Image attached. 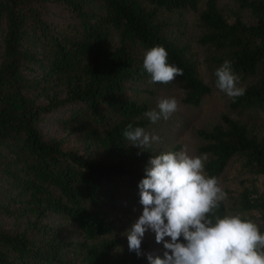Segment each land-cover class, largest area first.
<instances>
[{
	"label": "trees",
	"instance_id": "1",
	"mask_svg": "<svg viewBox=\"0 0 264 264\" xmlns=\"http://www.w3.org/2000/svg\"><path fill=\"white\" fill-rule=\"evenodd\" d=\"M188 10L212 80L229 60L245 89L224 94L234 115L196 130L205 171L218 179L234 158L264 176V0H0V264H142L111 213L124 198L140 205L138 182L159 153L122 132L149 123L142 59L157 44L183 69L185 103L210 91L182 32ZM51 115L62 134L42 132ZM234 208L264 232V193L244 189ZM226 211L222 201L217 212Z\"/></svg>",
	"mask_w": 264,
	"mask_h": 264
},
{
	"label": "clouds",
	"instance_id": "2",
	"mask_svg": "<svg viewBox=\"0 0 264 264\" xmlns=\"http://www.w3.org/2000/svg\"><path fill=\"white\" fill-rule=\"evenodd\" d=\"M142 68L149 84H168L183 76V69L168 62V52L159 44L145 51ZM214 76L215 87L228 97L245 94L231 61L217 67ZM177 110L175 97L161 98L144 116L156 124ZM122 135L141 151L160 140L131 123ZM206 160V155H193L185 148L161 151L149 158L137 185L142 211L123 233L129 252L139 257L143 237L151 231L163 252L162 256L145 254L148 264H264V232L260 227L239 213L218 214L225 193L218 179L207 175Z\"/></svg>",
	"mask_w": 264,
	"mask_h": 264
},
{
	"label": "rangeland",
	"instance_id": "3",
	"mask_svg": "<svg viewBox=\"0 0 264 264\" xmlns=\"http://www.w3.org/2000/svg\"><path fill=\"white\" fill-rule=\"evenodd\" d=\"M201 0H199L200 2ZM218 5L224 6L231 4V0H216ZM196 12L193 10L183 11L182 18V32H184L185 39L189 41L193 52L197 55L198 71L201 78L209 84L210 91L205 94L200 102L193 106L185 103L182 100L184 94L183 85L176 79L161 86L153 87L149 84V87L153 88L152 92H143L142 95L149 102L150 109L154 108L161 98L175 97L178 102V110L173 113L168 120L161 119L156 124L148 123L146 131L151 134L157 135L160 140L159 143H153L152 148L157 152L164 151L166 148H171L175 143L180 145L181 148H185L190 154L193 155H205L198 151V145L201 143V139L196 133L197 128H206L219 120L221 112H227L231 115L235 114V111H231L227 108V99L223 92L215 87V81L212 80V76L206 70L202 61V55L204 52L203 46L197 40V26H196ZM243 18L249 20L248 13L245 12ZM53 122L52 115L49 116L41 124L42 132L47 135L51 132L62 134V131L58 130ZM78 141L72 137V135H66L65 145L79 146ZM219 186L225 193V199L223 203L226 206V213H239L242 216H246L248 213L242 211H236L234 205H236V199L240 192L244 189L250 191V195L254 196L257 193H264V176L258 173H254L249 170L241 160L231 159L218 177ZM118 207L111 213L113 218L114 231L121 240L123 245L127 244L126 236L123 233L130 228L135 222L142 211V206L135 203H131L126 198L121 199L118 202ZM251 213L257 214L254 210ZM65 228L73 230L72 224L65 223ZM77 237L76 231L73 234ZM72 235V236H73ZM142 243L144 247L142 249L143 260L142 264H148L146 259L147 253L153 255H161L163 252L162 244H157L154 239V233L148 231L145 233Z\"/></svg>",
	"mask_w": 264,
	"mask_h": 264
}]
</instances>
